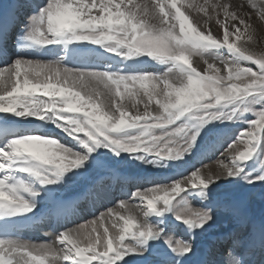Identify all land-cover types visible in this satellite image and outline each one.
Instances as JSON below:
<instances>
[{
    "label": "snow or ice",
    "instance_id": "snow-or-ice-1",
    "mask_svg": "<svg viewBox=\"0 0 264 264\" xmlns=\"http://www.w3.org/2000/svg\"><path fill=\"white\" fill-rule=\"evenodd\" d=\"M176 5L0 4V264H21L17 257L30 258L23 264H264V220L257 224L247 210L248 190L264 186V51H255L254 23L264 24V0H248L255 17L229 0L198 6L203 26L223 28L222 40L210 26L185 29L188 17ZM173 8L181 35L166 27ZM230 37L246 39L237 46ZM156 64L167 70H152ZM92 83L109 93L114 85L116 96L121 85L139 83L148 102L141 111L111 99L104 111L91 93L74 90ZM217 156L218 168L209 169L204 162ZM188 159L195 170L184 175L188 169L177 166ZM125 163L174 171L147 181L151 188L121 193L139 204L120 199L97 216L107 178ZM81 202L93 219L69 227L83 219ZM113 215L118 231L98 232L97 220ZM25 221L46 222L55 241L21 239Z\"/></svg>",
    "mask_w": 264,
    "mask_h": 264
},
{
    "label": "bare ground",
    "instance_id": "bare-ground-1",
    "mask_svg": "<svg viewBox=\"0 0 264 264\" xmlns=\"http://www.w3.org/2000/svg\"><path fill=\"white\" fill-rule=\"evenodd\" d=\"M9 0H0V4H6L8 3ZM135 3H140L143 2V0H134ZM206 0H177V5L176 7L180 9L182 13H184L185 16L188 17V21L186 23H191L193 26H200L203 24V21L200 20L201 17L204 16V13L199 11L198 6H203L205 5ZM218 0H207L208 4H214L217 3ZM238 2V1H237ZM191 6V7H190ZM168 8H171V5L169 4L166 7V11ZM95 11V10H94ZM172 13L175 15V9H172ZM206 19V17H205ZM200 20V23H197V21ZM180 20H175L173 15L169 17L168 24L167 26H174L173 29H178L180 27V24L178 23ZM150 22H155L158 23V21H150ZM214 24V22H213ZM215 25V24H214ZM97 51H101L97 47ZM23 55L33 58V59H41V60H46V59H51L52 57L44 56L41 55L38 51H24L22 53ZM62 54V53H61ZM119 59V57H117ZM198 64H203L202 60L198 59ZM67 67L71 68L73 67L72 64L66 65ZM122 66V65H121ZM103 70V69H101ZM7 73H5V77H7ZM3 79V78H0ZM151 84L148 82V88L151 89ZM71 85V82L69 84ZM111 93L108 92V89L105 88L103 84H96L92 83L87 85L86 87H81V86H76L74 88L75 91H81L82 94L86 93H91L92 94V99L93 102L99 103L101 105V109L106 111L107 108L105 105L109 104L111 102V99H115L118 103L125 104V105H131L135 103L137 107L143 110V104L144 102L147 101V96H144V88L141 87L139 83H136L134 85H130L129 89L132 90L133 92H140L139 95H135L134 93H131L128 90H125L123 85L120 87V96H116L115 92V86H111ZM160 91V90H159ZM45 99H48L45 97ZM151 103V102H150ZM155 104V103H154ZM152 108V107H151ZM156 108V107H154ZM128 110H131L133 114H135V109L129 107ZM218 164L211 163L207 165V167L211 170H216L218 168ZM203 169V168H202ZM178 170V169H177ZM174 170L173 169H155L152 167L148 166H143L139 163H125V165L119 170L118 173L110 176L107 178L105 188L107 189L106 195L103 197V199L95 206V213L98 216L99 213H104L107 210V207H113L114 209L118 207L119 200L120 199H127L129 204H139L140 200L139 199H129L127 196H122L121 193H131L136 191L137 187L140 188V190H144L146 188H151L153 184L148 183L147 181L152 180L153 178H158L160 176H164L167 174H171ZM186 173H184L185 175ZM118 178V180H116ZM175 178L177 179H182L180 176H176ZM127 181V182H126ZM170 182V181H169ZM160 192V191H159ZM155 193L157 196H162L163 194L161 193ZM152 195V193H150ZM111 201L112 203H108ZM146 205V201L144 202ZM261 204V203H260ZM81 207L84 208L83 211V219H75L74 224H69V227H73L78 224L86 223L87 221L93 219L92 211H91V206H83V202H81ZM79 211V209H78ZM249 213V212H248ZM249 216L254 220L257 224H259L262 220H264V205L263 203L261 206H256V208H253L251 212L249 213ZM117 218L113 215L111 217H104L103 223L100 222L98 219L96 222V227L98 232H103L104 227L109 228V233L112 234L113 232H117L118 229L113 228L112 224ZM122 223V221H121ZM93 225L89 224V230L91 229ZM220 231H224L223 228H221ZM19 236L21 239L28 241L30 243L34 244H40V243H45V242H52L55 241V232L54 230L47 225L46 222H43L41 225H35L33 228L30 230L26 231H21L19 233ZM204 244L213 247L214 251V246L212 245V242L210 240L204 241ZM57 246L58 243H57ZM102 251V249H100ZM35 254V253H34ZM218 258V257H217ZM243 258V257H239ZM17 259H20L21 264H23L24 259H30L27 257H17Z\"/></svg>",
    "mask_w": 264,
    "mask_h": 264
},
{
    "label": "rangeland",
    "instance_id": "rangeland-1",
    "mask_svg": "<svg viewBox=\"0 0 264 264\" xmlns=\"http://www.w3.org/2000/svg\"><path fill=\"white\" fill-rule=\"evenodd\" d=\"M229 2L231 4H234L237 7H239V9L242 12H249L250 14H252L255 17L254 10H252L248 6V0H229ZM257 2L259 3V0H257ZM173 17H174L175 20H177L175 18L174 14H173ZM178 23L180 24V21ZM254 23L256 25V39L258 41H260V43L255 46V51H257L259 53L261 51H264V24H261V22L258 19H254ZM189 24H191V23H189V22L186 23L185 29H188ZM209 26L212 28V34L214 36H217L218 39L222 40L223 39V28L217 29L216 26L213 24V22L210 25H207V26H203V24H201L200 26H197V27L199 28L200 31H205V28L209 27ZM173 32L176 33L177 35H181L180 27L178 29H176V30L173 29ZM244 39H246V38H242L241 40H235L234 37H230V42L231 41H235L237 46H241L243 44V40ZM222 54L224 56H227L226 48L224 50H222ZM198 59L201 60L198 56H195V55H190L189 56L190 63L194 67H197L199 71H203V69L206 67V65L204 63L203 64H198ZM248 66H252V65H248ZM152 70L166 71L167 67L163 66V65L156 64L155 69H152ZM177 73H178V70L174 69L173 73L170 74V82H172L174 80V78L176 77ZM209 74H211V73H209ZM152 83L153 82L149 81V84H151L150 85L151 88H152ZM161 88H163V84L162 83L159 85V87L156 89V91H159ZM128 91H130L131 93H134L136 96L139 95V93H140V92H138V93L133 92L130 89ZM154 103H155V98L150 103V107H152L151 109L153 111H155L158 108V105H156V103L155 104ZM154 107H156V108H154ZM129 111H131V110H129ZM81 115H82V113H81ZM251 118H253V117H249V119H251ZM241 150H243V146H241ZM215 162H216V164L219 165L218 156H217V158H214L211 161L206 160L204 162V164L205 165H209V164L215 163ZM193 163H194L193 160L188 159V163L187 164H180V165L177 166V169L179 170V169L187 168L188 171L185 172L186 173L185 175H190L191 171L195 170V168L189 167V165H191ZM195 167L202 168V165L196 163ZM153 186H151V187H153ZM159 193L164 194L163 191H160ZM260 203L261 204L263 203V205H264V186L257 185V187L248 190V195H247V210H248V212L250 213L253 208H256V206L257 207L261 206ZM237 258H239V257H237Z\"/></svg>",
    "mask_w": 264,
    "mask_h": 264
}]
</instances>
